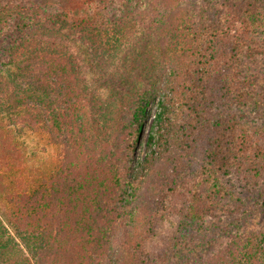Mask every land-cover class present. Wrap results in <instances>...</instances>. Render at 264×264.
I'll list each match as a JSON object with an SVG mask.
<instances>
[{
  "label": "trees",
  "instance_id": "trees-1",
  "mask_svg": "<svg viewBox=\"0 0 264 264\" xmlns=\"http://www.w3.org/2000/svg\"><path fill=\"white\" fill-rule=\"evenodd\" d=\"M263 18L264 0H0V120L55 150L36 178L0 144V264H175L169 235L221 218L202 264H264V123L242 111L264 118L244 67Z\"/></svg>",
  "mask_w": 264,
  "mask_h": 264
},
{
  "label": "rangeland",
  "instance_id": "rangeland-1",
  "mask_svg": "<svg viewBox=\"0 0 264 264\" xmlns=\"http://www.w3.org/2000/svg\"><path fill=\"white\" fill-rule=\"evenodd\" d=\"M260 22L261 26L255 30L254 34L257 44L264 46V18ZM244 65L248 74L256 76L260 78L261 82H264V54L253 60H246ZM158 101L159 99L156 97L148 106L150 118L142 129V139L136 145L132 160L134 166L140 163L146 155L147 137L154 114L158 111ZM242 111L250 121L264 123V118L259 119L261 112L255 106H247ZM5 138L11 142L12 148H16L23 155L22 160L28 175L39 178L42 174L49 173L52 170L55 161V150L48 145L43 137L22 128L20 125L14 126L0 120V144L5 141ZM252 220L255 222L256 219ZM256 222L263 225L264 217L260 216L259 222L258 220ZM230 223H232L230 218H221L219 221L218 219H210L203 222L195 220L194 222L183 223V228L179 233L169 235L173 239L179 237L180 240V247L173 255V262L175 264H202L221 243L228 241L225 231Z\"/></svg>",
  "mask_w": 264,
  "mask_h": 264
}]
</instances>
